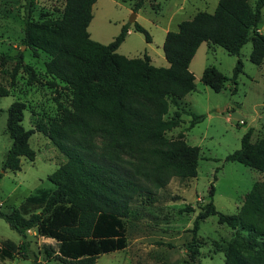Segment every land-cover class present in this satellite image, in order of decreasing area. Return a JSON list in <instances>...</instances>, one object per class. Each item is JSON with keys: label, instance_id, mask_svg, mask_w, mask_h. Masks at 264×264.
Here are the masks:
<instances>
[{"label": "trees", "instance_id": "16d2710c", "mask_svg": "<svg viewBox=\"0 0 264 264\" xmlns=\"http://www.w3.org/2000/svg\"><path fill=\"white\" fill-rule=\"evenodd\" d=\"M35 0H23L21 45L33 55L48 57L44 74L51 85L61 84L69 93V104L54 99L58 115L46 125L22 127L25 104L13 101L5 110V132L10 146L0 164V178L5 172L20 169V159L33 161L34 152L28 140L34 132L43 134L65 158L63 164L46 177L51 189H37L0 219L20 237L18 244L0 243V259L32 257L27 232L55 244V257L61 264H95L107 253L126 246L124 222L131 205L153 200L152 189L164 188L170 179H194L197 175L199 149L188 145L182 134L167 138L166 133L181 122L179 101L193 91L189 63L202 43L215 45L237 59L229 78L213 67L201 71L199 81L214 93L230 81L235 91L236 79L242 73L238 58L240 49L251 44L248 60L259 66L264 60V34L257 30L264 0H217L213 12H196L183 20L176 30L167 31L161 51L167 67H155L146 54L125 58L116 53L128 29L144 36L147 32L137 23L124 24L107 44L92 41L87 26L96 0H55L62 2L55 19L34 21ZM143 0L133 7L135 12ZM8 60L14 65L9 73L11 83L21 69L32 85L37 77L24 63L23 53L1 56L0 72ZM9 89L0 86V98ZM169 105L175 110L167 115ZM192 116L189 127L203 120ZM252 129L242 134L239 148L228 154L225 162H237L264 176V134L250 142ZM102 136L106 151L97 153L92 139ZM121 154L133 162L120 159ZM210 186L206 202L198 206L185 245L189 264L199 254V224L215 216L217 224L232 231L231 239L221 249L223 264H264V183H253L236 214L216 211ZM190 212L188 208L185 210ZM49 247L45 256L50 257Z\"/></svg>", "mask_w": 264, "mask_h": 264}, {"label": "rangeland", "instance_id": "374dc122", "mask_svg": "<svg viewBox=\"0 0 264 264\" xmlns=\"http://www.w3.org/2000/svg\"><path fill=\"white\" fill-rule=\"evenodd\" d=\"M100 0L92 7V19L87 26L89 38L99 44L109 43L127 24L136 12H133L135 0H114L115 3ZM254 0H250L253 4ZM211 0L207 6L197 5L198 10L212 12ZM195 0H145L136 11L135 19L150 37V43L144 36L131 30L119 45L116 53L125 58H141L143 54L158 53L153 66L167 67L160 48V36L163 25L173 15L174 20L179 5L190 10ZM213 3V0H212ZM23 0H0V58L13 57L17 50L23 53V61L34 70L37 77L32 85L27 84L26 74L19 69L11 83L9 73L14 65L8 60L2 66L6 74L0 72V86L9 89V95L0 98V164L10 146L5 132L6 108L16 100L25 104L22 127L25 130L38 124L46 125L58 113L54 99L62 105L69 104V93L61 84L51 85V80L44 74L43 64L48 57L37 52L33 55L22 46V9ZM62 2L55 0H35L32 19H55L60 15ZM176 12V13H175ZM129 24V23H128ZM258 32L264 34V5L261 9ZM251 44L246 43L239 51L242 73L236 79L235 91L230 81L223 89L214 93L204 86L199 77L201 71L213 67L225 77L231 76L236 57L229 55L218 46L202 43L189 63V72L194 80V89L180 101L181 111L179 126L166 133L167 138H175L182 132L186 143L199 149L197 175L194 179L180 180L172 178L162 189H152L153 200L131 205V210L124 222L126 246L121 251L103 254L95 264H189L185 245L190 240L189 229L198 206L206 202L210 186L213 187L212 203L217 212L224 215L236 214L243 203L245 194L253 183H264V176L237 162H225L224 158L239 148L240 137L248 128L252 129L250 142L257 141L264 134V60L253 65L248 60ZM175 108L169 105L170 117ZM229 112V113H228ZM234 113L241 121L228 117ZM203 115V120L189 127L192 116ZM183 136V135H182ZM97 153H103L107 141L102 136L92 139ZM29 147L34 152L33 161L20 159V169L5 172L0 178V211L8 213L27 196L37 189H51L46 177L64 163L65 158L53 147L41 133L34 132L29 140ZM120 159L134 161L121 154ZM190 212L185 211L186 209ZM232 236V231L225 225L217 224L215 216H209L199 224L197 240L200 243L199 254L194 261L198 264H223V255L217 246L223 247ZM9 240L15 244L20 237L0 219V243ZM29 250L38 264H61L55 257V244L52 240L27 232ZM49 247L50 257L45 256ZM32 257L1 260L0 264H31Z\"/></svg>", "mask_w": 264, "mask_h": 264}, {"label": "crops", "instance_id": "0c3cea01", "mask_svg": "<svg viewBox=\"0 0 264 264\" xmlns=\"http://www.w3.org/2000/svg\"><path fill=\"white\" fill-rule=\"evenodd\" d=\"M100 0H96L95 1V3L92 5V7L93 6H95L98 2H99ZM136 2L138 1V0H135ZM145 0H143V2H144ZM196 1V4L194 3V7H192L190 10H187V9H185V7H184V5H179L178 6V8H177V14H179V16H180V18H178L177 20H174V16L172 15L169 19H168V21H167V23L166 24H164L163 25V28L161 29V36H160V40H159V43H160V48H161V45H162V42H163V38H164V35H165V33L167 32V31H174V30H176V26H177V24L179 23V22H181V21H183V20H189V19H191L192 18V16L196 13V12H199V11H204V12H206L205 10H198L197 9V5H202V7H206L207 6V0H195ZM103 2H112V3H115V1L114 0H104ZM135 2V3H136ZM143 2H142V4H143ZM216 3H217V0H213V3H212V0H211V2H210V5H211V7H212V9L214 10V8H215V6H216ZM142 6V5H141ZM213 10H212V12H213ZM91 12H92V9H91ZM136 13H135V17L134 18H138V14H137V11H135ZM175 12V13H176ZM211 13V12H210ZM134 21H135V19H134ZM122 25H124L123 23H122ZM121 25V26H122ZM131 33V27L128 29V31H127V34H126V36H128L129 34ZM125 36V37H126ZM125 39V38H124ZM201 45V44H200ZM200 47V46H199ZM198 47V48H199ZM197 48V49H198ZM147 56H148V58H149V60H150V63L153 65V63H154V58L156 57V58H158L159 59V57H158V53H156V52H153V54L151 55V54H146ZM189 94V93H188ZM186 96V95H185ZM184 96V97H185ZM183 97V98H184ZM183 98L181 99V100H183ZM180 100V101H181ZM180 101H179V104H180ZM229 113V112H228ZM229 115L230 114H228V117H229ZM182 135H183V140L184 141H186V135H185V133H181ZM33 232V231H32ZM34 233V232H33ZM43 239H46V238H43ZM50 240V239H49ZM4 241V240H3ZM15 244V243H14ZM18 244V243H17Z\"/></svg>", "mask_w": 264, "mask_h": 264}, {"label": "water", "instance_id": "95a60500", "mask_svg": "<svg viewBox=\"0 0 264 264\" xmlns=\"http://www.w3.org/2000/svg\"><path fill=\"white\" fill-rule=\"evenodd\" d=\"M134 17H135V15L133 16V18L132 19H130L129 20V24H132L133 22H134ZM229 117L230 118H233V119H236L237 121H241L242 120V118L240 117V116H238V115H236V114H234V113H231L230 115H229Z\"/></svg>", "mask_w": 264, "mask_h": 264}]
</instances>
